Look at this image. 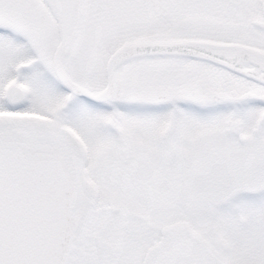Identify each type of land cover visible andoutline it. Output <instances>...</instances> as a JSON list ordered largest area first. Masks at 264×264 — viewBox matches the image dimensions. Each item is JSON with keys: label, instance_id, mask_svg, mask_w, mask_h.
Masks as SVG:
<instances>
[{"label": "snow or ice", "instance_id": "obj_1", "mask_svg": "<svg viewBox=\"0 0 264 264\" xmlns=\"http://www.w3.org/2000/svg\"><path fill=\"white\" fill-rule=\"evenodd\" d=\"M0 264H264V0H0Z\"/></svg>", "mask_w": 264, "mask_h": 264}]
</instances>
